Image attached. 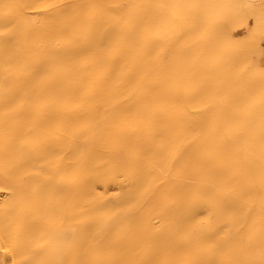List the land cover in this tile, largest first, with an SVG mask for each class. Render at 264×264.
<instances>
[{
    "label": "bare ground",
    "instance_id": "bare-ground-1",
    "mask_svg": "<svg viewBox=\"0 0 264 264\" xmlns=\"http://www.w3.org/2000/svg\"><path fill=\"white\" fill-rule=\"evenodd\" d=\"M91 1L93 3L88 9L85 7L84 0H76L75 7L68 11L70 14H66L67 25L65 26L63 22L56 25V14L49 15L50 18L43 20H36L30 16L27 9L38 3L35 0H0V25L15 23L18 39L24 42L27 50L34 52L37 58L39 52L35 45L38 41L47 40L49 42L52 35H57V33H61L65 37L68 30L77 27L82 32L81 36L74 38L79 42L77 45L79 48H72L71 43L69 44L70 38L66 39L67 46L64 52L62 51L56 60L51 58L52 60L45 59L43 62L42 67L48 74L44 75L46 76L44 90V99L46 100L41 105L44 108V115L38 120H32L34 110L30 109H21L15 118H6L0 114V184L14 186L18 192L17 196L1 200L0 203V259L8 260V264H126L132 248L137 245V243L135 246L133 244L143 236L142 231V235L135 231L137 225L145 224L146 217L152 212H157L163 220H169L175 215L178 216V219H171L175 220L174 223V220L172 221L171 229H159V231L170 230L169 232L147 236L148 249L160 250L165 261L176 263L178 261H175V258L187 253L190 249V237L185 234L188 217L204 205L210 210L216 211L227 224H232L237 230H241L238 237L234 238L236 240L230 239L231 235H224L226 232L221 234L219 241L225 244L224 249H226V259L223 261L227 260L229 264H264V210H250L248 208L250 204L246 207L242 204L243 201L240 202L237 199L236 195L231 196L220 189L214 190L204 185H197L191 187L192 191L190 192V190H186L190 186L176 181L177 179L171 180L166 189L164 187V190L161 189L162 191L159 192L157 201L159 207H156V204L149 208L144 212L142 218L133 217L134 207L143 194V189L145 187L149 189L150 184L155 182L152 181L153 175L148 171L149 166L142 163L143 161L139 158L136 160L141 161L140 163H133V159L131 160L127 155L125 157L123 153V156L121 154L112 156L99 152V149V151L95 150V145L90 140V122L86 121V113L81 111L82 105H79V100H83L82 96L90 99L91 103L96 100L107 103L120 98L122 110H120L119 117L115 116L117 120L112 123L111 130L104 134L105 139L111 138L112 140H106L107 142L121 144V146L126 144L127 146L131 138L133 140V137L143 136L146 146L152 147V139L155 135L168 134L170 137L166 136L170 139L159 146L156 156L164 170L167 168L176 170L177 173L182 171L185 174L188 171H193L197 176L213 181L219 187L238 189L244 197L253 203L262 205L264 202V4L258 3L252 7L239 6L236 12L234 7L238 3L237 0H187V6L182 11L186 9L190 11V23L187 21L188 16L185 15L183 18L187 21L186 23L176 21L173 17L165 22L164 20L168 19L167 11H170L169 9L160 17L152 16L154 20H152L153 23H150L147 11L151 9L145 0H137L132 6L133 16L124 21L122 25L123 42L116 45L118 51H114L106 50L100 46L103 42L101 40L110 41L111 37H108L107 30L105 33L103 31L92 36L88 33L91 27L97 28L106 22L107 12L114 6L109 3V0ZM171 2L175 3L176 1L171 0ZM227 19L231 23H228ZM66 20L63 19V21ZM203 20L206 21L202 22ZM140 23L145 24L148 28L147 34L141 39L137 34V27L141 26ZM199 27H204V29L198 30ZM191 40L195 41L196 56L190 57L186 54L187 52L184 53L180 49L175 52L172 62L167 63L168 65L165 62L166 66L162 67L156 75L149 72L154 76L145 81L146 87L140 89L138 86L141 103L132 104L131 101L129 102L127 98L123 97L122 91L117 89L116 82L137 87L136 83L142 71L139 62L148 53L158 47H177L182 42ZM59 43L61 42L59 41ZM75 50L81 51V57L77 55L79 58L76 60L73 56ZM6 51L8 53L9 49ZM15 54L14 51H10L7 57H13ZM16 57H18L17 54ZM146 63L148 62L146 61ZM246 63L253 65L251 72L242 70ZM95 65L99 66L97 71L103 78L101 84L91 88L85 87V90L80 87L78 90L75 87L77 90L74 94L70 92V89L68 91L65 88V84L61 85V81H67L65 78L72 74V71H79L83 75V72H91ZM33 66L35 67L34 64ZM156 67H158L157 64ZM18 68L21 71L28 70L29 72L27 66L22 62ZM32 71H35L34 68ZM146 74L149 76L148 72ZM29 76L26 77L29 78ZM30 77L32 79V76ZM8 80L6 83H9ZM81 83L78 82V85L81 86ZM142 87L144 86L142 85ZM216 89L226 90L222 106H218L219 104L212 106L213 94L217 93ZM33 92L31 91V94ZM28 103L26 104L28 105ZM193 103L196 104V108L197 104H203V106L206 104L210 108L197 116L193 114L192 116L189 110L192 108L190 104ZM12 105V102L0 99V111L12 107ZM202 109L200 110L202 111ZM138 117L144 126H136V129L130 131L132 125L130 123L135 119H138L139 122ZM119 118L128 122L122 123ZM201 122L206 131L202 138H197L192 134L195 132L193 127ZM98 124L95 126L97 127ZM182 129L189 133V139L194 137L191 140H194L191 147L189 142V148L187 147L186 151L182 150L179 145L180 132L184 133ZM215 138H217V145L212 150V162H209V158L206 159L209 157L207 150ZM104 145L108 146L110 150L112 149L107 143ZM128 148L124 151H127ZM115 150L119 151L117 148ZM5 151L10 152V156L5 157ZM120 152L122 151L117 153ZM174 154L182 155L183 158L179 159L185 161L183 168L178 167L181 165L180 163H178L180 165L177 164L178 166L173 163L172 156ZM45 155L52 157L55 169H50L52 171L49 172L50 170L44 166L49 174L43 183L37 184L38 179L36 183L33 182L27 170L29 171L33 159L34 161L36 158L41 160L40 158ZM142 156L140 155L141 159ZM79 157H84L85 161L89 162L88 164L92 162L93 165L91 163L88 168L81 169ZM153 160L155 161V159ZM180 162L182 163V160ZM40 164L42 165V163ZM212 165H215V168L211 169ZM159 169L161 171L162 167ZM109 171L114 175L117 172H124L125 175L128 173L130 190L128 189L129 191L122 194L121 199L117 201L116 205L114 204L115 206H112L113 208L103 210L102 204L106 202L104 201L105 194L100 195L101 191L99 194L97 192L99 190L96 189L99 183H107L106 178ZM151 171H154V168ZM155 171L158 172V169ZM41 173L43 174V172ZM110 175L109 178L112 176ZM165 177L163 180L166 181L168 176ZM187 178L189 179V177ZM8 186L3 187L7 188ZM158 186L157 188H159ZM104 187L107 188V186ZM10 189L12 192L13 189ZM148 192H144V194L146 195ZM153 194L155 195V193ZM151 196L153 197L152 194ZM180 199L182 206L178 207L176 202ZM102 217H105L104 221ZM125 219H129V225L127 223L126 225L120 224ZM4 220L8 221L7 226L3 225ZM79 220L84 222L82 230H78L75 226ZM109 225H117L119 231L105 230ZM138 229L140 228L138 227ZM253 230H257V236L261 239L260 245L248 240V237L254 232ZM204 232L198 231L201 234ZM201 234L197 235L201 236ZM212 240L211 238L209 241ZM199 247L197 248L199 249ZM138 250L134 249V251ZM29 251L32 253L28 254ZM203 251L205 253V250Z\"/></svg>",
    "mask_w": 264,
    "mask_h": 264
},
{
    "label": "rangeland",
    "instance_id": "rangeland-1",
    "mask_svg": "<svg viewBox=\"0 0 264 264\" xmlns=\"http://www.w3.org/2000/svg\"><path fill=\"white\" fill-rule=\"evenodd\" d=\"M36 1V5L34 4V6L32 7H29L27 9L28 11V14L30 16H32L33 18H35L36 20H43V19H46V18H50L51 16L49 15H54L56 14L57 16L55 17V20H56V25H60L61 22L64 23V25L66 26L67 25V20H66V14H70L68 13V11H70L71 8H74L75 6V3H76V0H35ZM110 4L112 6H114V8H111L110 10H108L107 12V17H106V22L103 23L100 27H97V28H93L91 27L89 30H88V33L89 35H94V34H100L102 33H105L106 30L109 34V38H110V41H104V40H101V44L100 46L106 50H114V51H118V46L116 45H120L122 42H123V39H122V31H123V24H124V21H126L127 19L131 18L133 16V11H132V6L133 4L137 1V0H109ZM176 2L173 3L171 2V0H145L146 4L149 6V8L151 9L150 11H147V18H148V21L150 23H153L152 20L153 17L157 16V17H160L162 15H164V12H166L167 9H169L170 11H167V17L168 19L167 20H164L165 22H167L170 18L173 17L174 20L176 21H184V23H186L188 21V23H190V11H187L184 10L182 11L186 6H187V0H175ZM238 3H236L235 7H234V10L237 12L238 9H239V6H254L255 4H258V3H262L264 4V0H257V1H254V0H237ZM85 2V7H87L89 9V7L91 6V4L93 3V1L91 0H84ZM248 2V3H247ZM108 3V5H109ZM241 3V4H240ZM107 4V3H106ZM237 6V7H236ZM117 8V9H116ZM119 8V9H118ZM129 9V10H128ZM161 9H164V10H161ZM115 10V11H114ZM125 10H127L128 12H126ZM35 11V12H34ZM75 11V10H73ZM66 12V13H65ZM122 12V13H121ZM31 13V14H30ZM50 13V14H49ZM121 13V14H120ZM36 15V16H35ZM40 15V16H39ZM43 15V16H42ZM63 15V17H62ZM114 15V16H113ZM183 15L185 16H188V19L187 21L183 18ZM42 16V17H41ZM46 16V17H45ZM153 16V17H152ZM39 17V18H38ZM63 19H65L66 21H63ZM118 21V22H117ZM146 21V20H145ZM206 20H203L202 22H205ZM228 23H231V21L229 19H227ZM112 22V23H111ZM114 22V23H113ZM116 24V25H115ZM139 25L141 26H138L139 27V30H138V27H137V34H138V38H143L147 32H148V28L145 24H142L140 23ZM110 26V27H109ZM109 27V28H108ZM114 27V29L112 30V28ZM117 27V28H116ZM108 28V29H107ZM144 28V29H143ZM119 29V30H118ZM204 29V27H199L198 30H202ZM116 30V31H115ZM121 30V31H120ZM90 31V32H89ZM113 31V32H112ZM77 32V33H76ZM115 32V33H114ZM120 35H119V33ZM59 35V36H58ZM82 35V32L81 30H79V28H73L71 30H68V32L66 33V36L63 37V34L61 33H57V35H52L51 39L49 40V42L47 40H40L36 43L35 47L37 49V51L39 52V57L37 58L35 53L34 52H30L27 50L26 48V44L22 41H20L18 39V30H17V25L15 23H11L9 25H0V99L3 100V101H6V102H12L13 105L12 107H8V108H4L3 110L0 111V114L3 116V117H6V118H15L18 116L19 114V111L22 109V110H34L33 112V116L31 117L32 120H38L40 119L43 115H44V108L41 106L43 105L44 101L46 99H44V90H45V86H46V76L44 75H48L46 74V70L44 69V67H42L43 65V62L45 61V59H57L59 57V55L62 53V51L64 52L65 50V47L67 46V43H66V39H69V44L71 43V46L72 48H79V46H77L79 44V42H77L74 38L77 37V36H81ZM113 35V36H112ZM9 36V37H8ZM119 36V37H117ZM117 37V38H116ZM53 38V39H52ZM12 39V40H11ZM60 39V40H59ZM119 39H120V42H119ZM122 39V40H121ZM75 40V41H74ZM114 40V41H113ZM118 40V41H117ZM51 41V42H50ZM59 41L61 43H59ZM117 41V43H116ZM16 42V43H15ZM65 42V43H64ZM75 42V43H74ZM109 46H108V44ZM119 42V44H118ZM195 41L191 40V41H184L182 42L179 46L177 47H168V46H164V47H158L156 48L155 50H153L152 52L148 53L147 55H145L143 57V59L140 60L139 62V66L142 68V71L138 77V82L136 83L137 84V87L136 85H129V84H122L120 82H116V87L118 90L122 91V95L124 98H127V100H129V102L131 101L132 104H139L141 103L142 100L139 101V99H141V93H140V89L141 88H145V81H147L148 79H150L151 77H153L154 75H156L158 73V71L161 70L162 67L166 66V64H170L173 60V56L175 54V52H178L180 51V49L182 51H184V53H186L188 56L192 57V56H196L195 53H196V49H195ZM38 43H41L38 45ZM74 43V44H73ZM103 43H106V44H103ZM112 43V44H111ZM116 43V44H115ZM60 44V45H58ZM66 44V45H65ZM183 44V45H182ZM194 44V45H193ZM21 45H23L21 47ZM64 45V46H63ZM74 45V46H73ZM193 45V46H192ZM7 46V47H6ZM15 46V47H13ZM43 48H42V47ZM77 46V47H76ZM105 46V47H104ZM113 46V47H112ZM6 48V49H5ZM11 48V49H10ZM49 48V49H47ZM61 48V49H60ZM7 49H9L8 53L10 51H14V54L16 53L18 57H16V54L15 56L13 57H7ZM52 49V50H51ZM43 51L46 50L44 53L43 52H40V51ZM51 50V51H50ZM50 51V52H49ZM5 52H6V55H5ZM22 53V54H21ZM153 53V54H152ZM157 53V54H156ZM46 54V55H44ZM156 54V56H155ZM3 55V56H2ZM5 55V56H4ZM25 55H27L25 57ZM50 55V56H48ZM81 57V51L80 50H75V53L73 54V57L75 60L77 58ZM198 55V54H197ZM25 58H24V57ZM150 56V57H148ZM3 57V58H2ZM15 58V59H14ZM22 58V59H21ZM155 58V59H154ZM27 59V60H26ZM35 59V60H34ZM51 59V60H52ZM149 59V60H148ZM170 59V60H169ZM4 60V61H3ZM33 60V61H32ZM40 62H39V61ZM3 61V62H2ZM18 61V62H17ZM146 61L148 63H146ZM164 61V62H163ZM171 61V62H170ZM2 62V63H1ZM20 62H22L25 66H27V68L29 69V73L28 70H24V71H21L18 67H19V64ZM166 62V64H165ZM7 63V64H6ZM143 63V64H142ZM164 63V64H163ZM4 64V65H3ZM33 64L35 65V67L33 66ZM39 66H38V65ZM156 64L158 67H156ZM167 64V65H168ZM6 65V67H5ZM32 65V66H31ZM150 65V66H149ZM29 66V67H28ZM146 66V67H145ZM149 66V67H148ZM154 66V67H153ZM40 67V68H39ZM98 65H95L94 66V69L91 70V72H83V75H81L82 73H80L79 71H72L67 78H65L67 81L65 80H62L61 81V85L65 84V88L69 91L70 89V92L71 93H75L76 90L80 87V89H83L85 90L84 88H91L93 86H97L99 84H101L102 82V75L98 73L97 69H98ZM3 68V69H2ZM8 68V69H7ZM14 68V69H12ZM34 68L35 71H32V69ZM158 68V69H157ZM3 70V71H2ZM19 70V73H17ZM242 70L244 72H251L253 70V65L250 64V63H246L243 67H242ZM9 71V72H8ZM11 72V73H10ZM30 76H32V79L31 77L28 75V73ZM45 72V73H44ZM76 72V73H75ZM148 72V75L147 76V73ZM154 75H150L151 73ZM35 73V74H34ZM78 73V74H77ZM144 73H145V77H144ZM34 74V76H33ZM43 74V75H42ZM74 74V75H73ZM80 74V75H79ZM9 75V76H8ZM37 75V76H36ZM26 76H29L26 77ZM44 76V77H43ZM72 76V77H71ZM79 76V77H78ZM81 76V77H80ZM84 76V77H83ZM7 77V78H6ZM21 77H23V79H21ZM43 77V78H42ZM97 77V78H96ZM142 77V78H141ZM20 78V79H19ZM34 78V79H33ZM72 78V79H71ZM82 78V79H80ZM85 78V79H84ZM8 80L9 83H6ZM43 79V80H42ZM142 79V80H140ZM5 80V81H4ZM19 83L16 82V81ZM78 80V81H77ZM80 80V81H79ZM144 80V82H143ZM38 81V82H37ZM42 81V82H41ZM85 81V83H83ZM140 81V82H139ZM65 82V83H64ZM78 82H82L81 86L78 85ZM33 83V84H31ZM44 83V84H43ZM141 85H140V84ZM17 84V85H16ZM31 84V85H30ZM41 85V86H40ZM60 85V84H59ZM68 85V86H67ZM142 85L144 87H142ZM63 86V87H64ZM83 86V87H82ZM140 89H139V87ZM77 87V89L75 88ZM136 87V88H135ZM22 88V89H21ZM74 88V90H73ZM78 89V90H80ZM24 91V92H23ZM31 91L33 92L31 94ZM131 91V92H130ZM214 92V97L212 98L213 102H212V106L213 105H218V106H222L224 101L225 100V97H226V90L224 89H216ZM40 93V94H39ZM130 93V94H129ZM221 93V94H220ZM28 94V95H27ZM35 94V95H34ZM218 94V95H217ZM30 95V96H29ZM129 95V96H128ZM212 95V96H213ZM221 95V96H220ZM225 95V96H224ZM224 96V97H223ZM43 97V98H42ZM129 97V98H128ZM131 97V99H130ZM79 100V105L81 106V111L83 113H86V118L88 122H90V130H89V133H90V140L92 142V144H94V149L98 150L99 152H102L104 154H110V155H119L121 154V156H123V154L127 155V157L132 160L133 159V163H140L141 161H137L136 159H140L142 160L143 162L142 163H145L149 166L148 168V171L150 174L153 175L152 177V181L154 183H151V187L148 189V187H145V189H143L142 193L141 194V197L140 199L138 200V202L136 203L135 207H134V210H133V213H132V216L133 217H136V218H142L144 212L146 210H148L149 208H152L154 206H157L156 207H159V202H157L159 199V195L162 190L166 189V187L168 186V184H170L169 181H173V180H176V181H179V182H182L188 186H190V188L186 189L187 191L190 190V192L192 191V188L194 186H197V185H204V186H207L208 188H211V189H220L221 191H223L224 193L226 194H229L231 196H235L237 197V199L242 202V204H244L246 207L247 205L248 208L250 210H264V202L263 204H256V203H253L252 201H250V199L244 197L238 189H224L222 187H219L216 183H214L213 181H210V180H206L202 177H199L197 176L193 171L190 172L188 171L187 174H185V172H182V171H179L177 173L176 170H171V169H167L164 170L163 166L159 163L158 158L156 157L157 156V152H158V148L159 146H161L162 144H165L170 138V136L168 134H158L159 136H154V138L152 139V142H153V146L152 147H147L146 146V140L143 136H137V137H133V140L130 139V143H128V147L126 146V144H123L122 147L121 144L118 145V144H110V142H107V141H112L111 138L108 140V138L105 139V133L110 131L111 128L113 127L112 123L117 120L116 117H119V113H120V110H122V106L121 105V102H120V98L118 99H115L113 101H110V102H101V100H96L95 102H92L90 101V99H88L86 96H82ZM216 98L217 101H216ZM40 99V100H39ZM134 99V100H133ZM220 100H222L220 102ZM26 101V102H25ZM29 103H28V102ZM81 101V103H80ZM33 102V103H32ZM120 102V103H119ZM139 102V103H138ZM216 102V103H214ZM28 103V105L26 104ZM85 103H89V104H85ZM92 105V107H91ZM194 105V106H193ZM201 105V104H200ZM199 104H197V108H196V104H190V115H194V116H197L198 114L202 113V112H205L208 110V108H210L208 105L206 106V104H204L205 106H203V104L200 106ZM215 105V106H216ZM199 106V107H198ZM203 106V107H202ZM99 107V108H98ZM112 107V108H111ZM84 108V109H83ZM89 108V109H88ZM92 110H91V109ZM110 108V109H109ZM198 108H203L202 111ZM88 109V110H87ZM97 109V110H96ZM99 109V110H98ZM102 109V110H101ZM112 109V110H111ZM88 112H87V111ZM107 110V111H106ZM112 112H111V111ZM197 110V111H196ZM15 111V113H12V112ZM101 111V112H100ZM103 111V113H102ZM105 111V112H104ZM199 111V113H198ZM10 112V113H9ZM98 112V113H97ZM194 112V113H192ZM196 112V113H195ZM5 113V114H3ZM118 113V114H117ZM37 114V115H36ZM96 114V115H94ZM101 114V115H100ZM11 115V116H10ZM112 115V116H111ZM192 115V116H193ZM100 116V118H99ZM106 116V117H105ZM104 120L102 122V119ZM105 117V118H104ZM113 118V119H112ZM122 119L124 117H121ZM121 118L120 119V122H121ZM139 118V122H138V119H135L134 121H132L130 124L131 125V130L130 131H133L134 129H136V126L139 127V125L144 126L143 123H140L141 122V119L140 117ZM101 122H98L100 121ZM99 123L97 125V127L95 126L97 123ZM125 122L127 123L128 121H123L122 120V123ZM136 123V125H135ZM105 124V125H104ZM110 124V125H109ZM197 125V126H196ZM194 127H193V131L195 130V132L198 134H196L195 132H192L193 135H195L197 138H202L206 129L204 127V125L201 123H198L196 124ZM202 125V126H200ZM111 126V127H110ZM134 126V127H132ZM199 126V127H198ZM107 127H110V128H107ZM203 127V128H202ZM107 128V130H105ZM198 128V129H197ZM183 130V129H182ZM92 131V132H91ZM94 132V133H93ZM184 133L180 132V138H179V145H180V148L184 151L188 150L187 147L189 145V142H190V147L193 143L192 138L194 137H190L189 139V133H186L184 130H183ZM184 134H187L184 136ZM191 134V133H190ZM104 135V136H103ZM165 135V136H164ZM168 135V136H166ZM103 136V137H102ZM162 136V137H161ZM95 137V138H94ZM140 137V138H139ZM168 137V138H167ZM186 137V138H185ZM162 138V139H161ZM167 138V139H166ZM93 139V140H92ZM103 139H105L104 141H102ZM157 139V140H156ZM101 140V141H100ZM107 140V141H106ZM159 140V141H158ZM99 141V142H98ZM216 141H217V138H215L212 143L209 145L210 148H208L207 150V155L209 157H206L209 158V162H212V150H214L215 146L217 145L216 144ZM98 142V143H97ZM106 144L109 145V147H111L112 149L110 150V148H108V146L104 145L103 144ZM160 142V143H159ZM183 144H182V143ZM109 143V144H108ZM158 144V145H157ZM98 145V146H97ZM103 145V147H102ZM183 145V147H182ZM98 148H97V147ZM121 146V148H120ZM119 147V148H118ZM107 150H106V149ZM115 148L119 149V151H122L120 153H117L119 152L118 150H115ZM127 149V151L124 149ZM189 148V147H188ZM103 149V150H102ZM131 151H130V150ZM136 149V150H135ZM140 150V153L138 154V151ZM147 150V152H146ZM157 150V151H156ZM145 151V152H144ZM150 151V152H149ZM115 152V153H114ZM125 152V153H124ZM154 152V153H153ZM5 157H8L10 156V152H7L5 151ZM123 153V154H122ZM130 153V154H129ZM8 155V156H7ZM117 155V156H118ZM140 155H143L142 157L143 158H146V159H141L140 158ZM46 156V157H45ZM45 159L44 157H41L39 160H37V158L33 159V162H31V167L29 166V171L27 170L28 172V175L30 173V179L36 183V180H37V184H41L43 183L44 180H46V177L47 175L49 174L48 173V170L52 169L54 170L55 169V163L52 159L51 156H48V155H45ZM137 156V157H136ZM152 156V157H151ZM178 156H181V157H178ZM150 157V158H149ZM152 158V160H150ZM157 158V159H156ZM179 158H183L181 154H174L172 156V161L173 163H176V166H178L179 168H183L184 165H185V161L184 159H179ZM44 159V160H42ZM149 159V160H148ZM155 159V161L153 160ZM79 160V166L81 169H86L89 167V165L92 163L90 162V164H88L86 161H85V158L84 157H79L78 158ZM180 160H182V163L180 162ZM42 161V162H41ZM50 161V162H49ZM145 161V162H144ZM148 161V162H147ZM157 161V162H156ZM177 161V162H175ZM42 163V165L40 164ZM87 163V164H86ZM180 163V164H178ZM184 163V164H183ZM153 164V165H152ZM156 164V165H154ZM178 164V165H177ZM34 165V166H33ZM41 165V166H39ZM54 165V166H53ZM93 165V163H92ZM48 169H46L45 167ZM157 166V167H156ZM39 169H38V168ZM53 167V168H52ZM83 167V168H82ZM161 171L159 168H161ZM34 168V169H33ZM36 168V169H35ZM43 168V169H41ZM45 168V169H44ZM154 168V171H151L152 169ZM212 168H215V165H212L211 166V169ZM33 169V170H32ZM158 169V172L155 171ZM46 170V171H44ZM52 170H50L49 172H51ZM37 171V172H36ZM162 171H166V172H163ZM43 172V174L41 173ZM46 172V173H45ZM154 172H155V175H154ZM171 172V173H169ZM109 174H111L110 178H109V174H107V183L105 182L104 184L103 183H99L97 185V189L96 190H99L97 191L99 194H100V191H101V194L100 195H104V201H106L104 204H102V208L104 206V209L103 210H109L110 208H113L112 206H115L117 201L119 199H121V197L123 196L122 194H125L126 191H129L130 189V179H129V175L128 173H126V175L128 176L127 178L125 177V173H119L117 172L115 175L112 173V172H108ZM119 173V174H118ZM176 173V174H174ZM171 174V175H170ZM174 174V175H172ZM181 174V175H179ZM36 175V176H35ZM38 175V176H37ZM187 175V176H185ZM43 176V177H42ZM117 178H116V177ZM164 176H168L166 181L165 179L163 180ZM174 176V177H173ZM33 177H36L35 179H32ZM39 177V178H37ZM120 177H123L122 179ZM165 177V178H166ZM176 177V178H175ZM179 177V178H178ZM184 178V179H181V178ZM189 177V179H191V181H189V179L187 178ZM195 177V178H193ZM114 182H113V180ZM125 178V179H124ZM162 178V179H161ZM173 178V179H172ZM110 179V180H109ZM117 179H119L117 181ZM128 182H127V180ZM160 179H161V183H160ZM35 180V181H34ZM41 180V181H40ZM159 180V181H157ZM168 180V181H167ZM184 180V182H183ZM112 183H110V182ZM123 181V182H122ZM126 181V182H124ZM151 181V182H152ZM157 182V183H156ZM169 182V183H168ZM114 183V184H113ZM118 183V184H116ZM124 183V184H123ZM158 183H159V186H158ZM102 184V185H101ZM107 184V185H105ZM116 184V185H115ZM129 184V185H128ZM154 184V185H152ZM157 184V186L159 188H157V186H155ZM166 186H165V185ZM193 184V185H191ZM2 184H0L1 186ZM107 186V188H105L104 186ZM121 185V188H119ZM162 185V187H161ZM3 186H8V185H5L3 184L2 187H0V203L4 200V199H8V198H12V197H15L17 196L18 192H17V188L14 186H8L7 188L3 187ZM116 186V187H115ZM118 186V187H117ZM153 187V188H152ZM155 187V188H154ZM165 187V188H164ZM192 187V188H191ZM9 188V189H8ZM12 188V192H11V189ZM105 188V189H104ZM152 188V189H151ZM164 188V189H163ZM2 189V190H1ZM8 189V190H6ZM129 189V190H128ZM162 189V190H161ZM4 190H6L4 192ZM119 190V191H118ZM148 190H150V192H148ZM154 190V191H153ZM105 191V192H104ZM110 191V192H109ZM109 192V194H108ZM125 192V193H124ZM144 192H148L146 193V195L144 194ZM152 192V193H151ZM4 195H3V194ZM9 193V194H8ZM17 193V194H16ZM103 193V194H102ZM107 193V194H106ZM155 193V195L153 194ZM13 196H12V195ZM151 194L153 195V197L151 196ZM233 194V195H232ZM9 197H8V196ZM107 195V196H106ZM110 195V196H109ZM150 195V196H149ZM146 196V198H144ZM3 197V199H2ZM149 197V199H148ZM155 197V198H154ZM118 198V199H117ZM147 199V200H144V199ZM151 198V199H150ZM154 198V199H153ZM116 199V201H115ZM2 200V201H1ZM150 200V201H149ZM108 201V202H107ZM144 203H141L143 202ZM150 203H148V202ZM153 204H152V203ZM155 202V204H154ZM157 202V203H156ZM181 202V203H180ZM144 206L141 205V204ZM111 204V205H110ZM115 204V205H114ZM150 204V205H149ZM253 204V205H252ZM176 205L178 207H181L182 206V200L180 199V201L178 200L176 202ZM107 206V207H106ZM147 206V207H146ZM263 206V207H262ZM259 207V208H258ZM139 208V209H138ZM138 210V211H136ZM143 211V212H142ZM199 211V212H198ZM136 212V214H135ZM142 213V215H141ZM195 214V215H194ZM194 214H190V216L188 217V226H187V230H185V234H187L188 237H190V249L187 253H183L179 256H177L175 258V261H178L180 262L181 264H229L228 261H223L226 259V249H224V245L223 243H221L219 241L220 239V236H222L221 234H223L224 232V235H227V236H230L229 238L230 239H233V240H236L234 238H237L238 235L240 234L239 231L241 230H237L236 227H234V225L232 224H227L223 218L214 210H210L209 208H207L206 206L202 205L200 206V208H198L197 211L194 212ZM137 215V216H136ZM176 217V218H175ZM175 217H171L174 218V219H178V216L175 215ZM195 217V218H194ZM220 217V218H219ZM103 221L105 219V217H102ZM163 220L161 219V216L157 213V212H152L150 213L147 217H146V220H145V224L143 225H137L140 229H138V227H136V232L137 234L139 235H142L143 233V236L140 238V240H138L137 242H135L133 245L135 246L136 243L137 245L135 247H138L140 248L139 250L137 248H132V251H134V249L138 250V251H134L132 253L131 251V255L128 257L127 259V262L126 264H171V263H174V264H177L178 262H170V261H165L162 256L163 254L160 252V250H157V249H153V250H149L148 248V244H149V240L146 238L147 236H155L161 232H169L170 230H161L159 231L160 228H166V229H171L173 227V223L175 222V220ZM151 220H152V223H151ZM163 220V221H162ZM6 221V222H5ZM125 221V222H124ZM173 221V223H172ZM7 220H4L3 221V225L4 226H7L8 223ZM123 222V224H122ZM148 222V223H147ZM163 222V223H162ZM129 225V219H125V220H122L120 222L121 225ZM147 223V224H146ZM168 223V224H167ZM171 223V224H169ZM208 223H210L208 225ZM215 223V224H213ZM218 223V225H217ZM149 224V225H148ZM190 224V225H189ZM211 224H213V226H211ZM81 225V226H80ZM149 227H148V226ZM168 225V227H167ZM215 225V226H214ZM76 228L78 230H82L83 227H84V222L81 220L77 221V224L75 225ZM80 226V227H79ZM151 226H154L151 228ZM170 226V227H169ZM196 226V227H195ZM111 227V228H110ZM116 229H115V228ZM143 227V228H142ZM209 227V228H208ZM212 227V228H211ZM108 228V229H107ZM107 228L105 230H110V231H113L115 232V230L118 229V226L115 225H109V227L107 226ZM145 228V229H144ZM156 228V229H155ZM207 230H206V229ZM149 229V230H148ZM220 229V230H219ZM138 230V231H137ZM140 230V231H139ZM119 230H117L118 232ZM142 231V233H141ZM145 231V232H144ZM159 231V232H158ZM199 232H204V233H198ZM254 232L252 233V235L250 237H248V240L249 241H252V242H257L258 245H260L261 243V239L257 236V230H253ZM140 232V233H139ZM145 233V235H144ZM190 233V234H189ZM201 234V236H198V235ZM205 234V235H204ZM206 235H207V238H206ZM199 237V239H197ZM256 237V238H255ZM211 238L213 239L211 242L209 240H211ZM196 239V240H195ZM206 239H209V240H206ZM256 239V241H255ZM201 240V241H200ZM218 240V241H216ZM140 241V242H139ZM207 241H209L207 243ZM144 242V243H143ZM206 243V244H204ZM140 244V245H139ZM200 245H202L201 247H199ZM140 246V247H139ZM222 246V247H221ZM199 247V249L197 248ZM203 248V249H202ZM205 250V253H203ZM210 250V251H208ZM198 251V253H197ZM32 252L29 251L28 254H31ZM213 253V254H212ZM135 254V255H133ZM210 254V255H209ZM140 255V256H139ZM137 256V257H135ZM139 257V258H138ZM224 258V259H223ZM131 259V261H130ZM148 261V262H147ZM7 262V263H6ZM0 264H8V260L6 261H2L0 259ZM10 264V263H9Z\"/></svg>",
    "mask_w": 264,
    "mask_h": 264
}]
</instances>
